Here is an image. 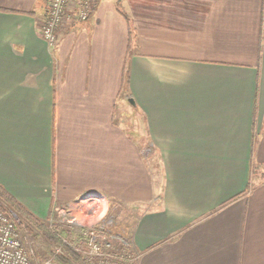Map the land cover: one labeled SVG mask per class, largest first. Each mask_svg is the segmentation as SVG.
Instances as JSON below:
<instances>
[{"label":"crops","instance_id":"1","mask_svg":"<svg viewBox=\"0 0 264 264\" xmlns=\"http://www.w3.org/2000/svg\"><path fill=\"white\" fill-rule=\"evenodd\" d=\"M142 1L52 47L47 0H0V185L41 220L133 209L135 264H264V0Z\"/></svg>","mask_w":264,"mask_h":264},{"label":"trees","instance_id":"2","mask_svg":"<svg viewBox=\"0 0 264 264\" xmlns=\"http://www.w3.org/2000/svg\"><path fill=\"white\" fill-rule=\"evenodd\" d=\"M99 1L97 0L93 5L92 12L96 9ZM117 10L130 21V17L121 9L119 1ZM127 81L128 70L125 72V86ZM0 211L15 215L18 234L35 235L36 238H41L40 246L44 256L38 254L36 257H39L41 263L51 261L55 264H135L131 260L133 259L132 256L128 254L133 252L132 230H130L132 227L130 224L104 225L103 221L101 225L81 228V233L77 236L71 224H49L47 221H42L13 198L1 185ZM54 214L56 215V212L51 210L50 218ZM21 234L20 238L22 239ZM93 236H95V242L101 248L102 256L89 257L87 255ZM115 236L120 239H116ZM126 250H128L127 254L129 256L123 255L127 252Z\"/></svg>","mask_w":264,"mask_h":264},{"label":"rangeland","instance_id":"3","mask_svg":"<svg viewBox=\"0 0 264 264\" xmlns=\"http://www.w3.org/2000/svg\"><path fill=\"white\" fill-rule=\"evenodd\" d=\"M48 1L49 0H47V9H48V4H49ZM117 1H121V0H117ZM122 1H121V9H123L124 12H126V14L129 15L131 19V17L134 15L133 10L129 8L126 2L123 3ZM141 3H143L144 7H148L150 4V1L143 0ZM91 13H92V10H91ZM54 45H50V46L53 47ZM130 104L132 105V103L128 100L125 103V108H126L125 111L123 110V112H121L120 110V112H117V115L120 117L119 119L121 121L123 120L124 123H126L127 129H129L130 131L135 132L136 130H134L133 128H141V133H143V137H142L143 157H144L146 164L151 169L149 170L151 171L150 176H152L151 177V179H153L152 181H154L155 185L159 186L161 184V169L157 167L159 165L157 156L154 153V156L151 157L152 154H149L148 152L144 150L146 149V147L144 148V145L148 143L146 138L144 137V134H145L144 133V123H143V120L139 118V113L131 111ZM92 200L93 199L89 198L86 203L83 202L81 204L83 205V208L82 209L80 208L81 210H75L73 208L72 211H64L63 213H61V215L59 213H57L56 215L54 214L53 217L51 218L49 217L47 220H42V221H47V223L49 224H53V223L71 224V226L73 227V231L76 233L77 236L80 235L81 228H91L95 225L96 226L101 225L103 221H104V225H108V224L117 225V223H126V224H130V226L133 227V222L135 219V216H133V213H134L133 209L131 210L129 207L127 206L124 207L121 204H120L121 207L119 208L118 205L114 203L113 206L112 204L110 205L111 211H109L108 214L104 218L102 217L103 218L102 219L100 216H98L100 215V211H101V207H99V203L92 201ZM93 206L95 207L92 209ZM109 213H110V216H109ZM20 234L21 233H19V236ZM115 238L118 240L120 239L118 236H115ZM22 239L21 240L23 241L26 248L31 250L33 261L36 264H42L38 259L39 257L36 258L38 254H40L39 256H44V253L40 246L41 238H36L35 235H22ZM126 251L127 252H125L123 255L127 256L128 254H130V256H132L133 258L132 252L128 253V250ZM121 258L123 259V256ZM131 260L133 261V259Z\"/></svg>","mask_w":264,"mask_h":264},{"label":"built area","instance_id":"4","mask_svg":"<svg viewBox=\"0 0 264 264\" xmlns=\"http://www.w3.org/2000/svg\"><path fill=\"white\" fill-rule=\"evenodd\" d=\"M96 1L49 0L48 16L42 29L47 42L50 45L57 43V32L69 18L77 22L87 21ZM31 254V250L26 248L17 232L15 215L0 211V264H36ZM87 255L89 257L102 256L101 248L95 242V236L91 239ZM42 264L54 263L48 261Z\"/></svg>","mask_w":264,"mask_h":264},{"label":"water","instance_id":"5","mask_svg":"<svg viewBox=\"0 0 264 264\" xmlns=\"http://www.w3.org/2000/svg\"><path fill=\"white\" fill-rule=\"evenodd\" d=\"M130 102L133 104V101L132 100H130Z\"/></svg>","mask_w":264,"mask_h":264}]
</instances>
